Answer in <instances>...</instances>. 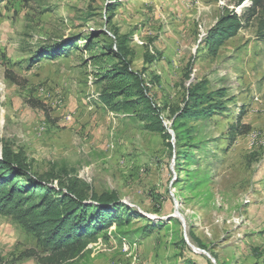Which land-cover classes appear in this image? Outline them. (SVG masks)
I'll return each instance as SVG.
<instances>
[{
    "label": "rangeland",
    "instance_id": "374dc122",
    "mask_svg": "<svg viewBox=\"0 0 264 264\" xmlns=\"http://www.w3.org/2000/svg\"><path fill=\"white\" fill-rule=\"evenodd\" d=\"M249 4L0 0V151L8 145L37 174L58 176L56 189L79 179L88 202L92 193L114 192L130 215L63 264H264V40L258 17L243 22L215 55L206 45L222 17L241 15ZM93 31L128 36L130 67L148 84L171 147L148 128L144 106L136 113L98 99L97 69L83 63L88 52L73 48L50 56L63 41L81 48L79 36ZM196 83L213 96L193 109L224 106L179 120L174 132L173 121L190 105L187 89ZM241 125L243 133L232 141L231 127ZM29 248H37L34 236L0 215V264H37L14 260Z\"/></svg>",
    "mask_w": 264,
    "mask_h": 264
},
{
    "label": "trees",
    "instance_id": "16d2710c",
    "mask_svg": "<svg viewBox=\"0 0 264 264\" xmlns=\"http://www.w3.org/2000/svg\"><path fill=\"white\" fill-rule=\"evenodd\" d=\"M249 3L241 15L232 13L224 16L208 31L206 45L212 55L216 54L225 39L235 35L243 27V22L246 26L253 16L258 17V33L264 40V0H249ZM117 4H111V10H115ZM113 36L111 39L103 31L80 35L78 39L84 41L81 48L75 40L63 41L50 56L67 55L73 48L88 52L83 63H90L97 69L95 84L98 99L110 107L136 113L140 112L139 106H144L141 114L149 120L148 128L160 132L171 147V135L165 132L159 109L149 96L148 84L141 72L130 67L128 36L117 35L116 32ZM150 61L145 59V63ZM203 85L196 83L187 89L190 105L183 108L173 121L174 132L181 125L179 120L185 117L209 115L214 109L223 108V103L214 102L198 110L193 109L194 104L212 100L213 93L199 92ZM244 128V125L239 129L231 127V140L243 133ZM175 138L178 140L177 135ZM57 178L52 172L37 174L20 152L13 151L8 145L1 147L0 215L10 218L32 234L37 245V248L20 252L14 260L34 258L37 264H63L87 252L89 245L101 237L99 233L113 222H129L128 208L119 201L116 193H92L88 202L84 185L79 179H68L64 188L56 189L52 182ZM146 226L147 229L152 228L150 223ZM190 236L204 248L198 237L194 234Z\"/></svg>",
    "mask_w": 264,
    "mask_h": 264
},
{
    "label": "built area",
    "instance_id": "2783aa9c",
    "mask_svg": "<svg viewBox=\"0 0 264 264\" xmlns=\"http://www.w3.org/2000/svg\"><path fill=\"white\" fill-rule=\"evenodd\" d=\"M245 3H246V2H245ZM245 3H244V4H245ZM132 246L134 247L135 244H133ZM123 248H124L125 250H127V249H128V245H127L126 243H123ZM132 264H134V263H132Z\"/></svg>",
    "mask_w": 264,
    "mask_h": 264
},
{
    "label": "bare ground",
    "instance_id": "6f19581e",
    "mask_svg": "<svg viewBox=\"0 0 264 264\" xmlns=\"http://www.w3.org/2000/svg\"><path fill=\"white\" fill-rule=\"evenodd\" d=\"M195 251L200 252L197 248H194Z\"/></svg>",
    "mask_w": 264,
    "mask_h": 264
},
{
    "label": "water",
    "instance_id": "95a60500",
    "mask_svg": "<svg viewBox=\"0 0 264 264\" xmlns=\"http://www.w3.org/2000/svg\"><path fill=\"white\" fill-rule=\"evenodd\" d=\"M207 256L209 257V255L207 254Z\"/></svg>",
    "mask_w": 264,
    "mask_h": 264
}]
</instances>
